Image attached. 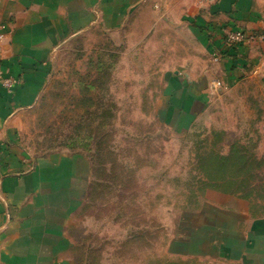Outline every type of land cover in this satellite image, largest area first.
Segmentation results:
<instances>
[{"label": "rangeland", "instance_id": "374dc122", "mask_svg": "<svg viewBox=\"0 0 264 264\" xmlns=\"http://www.w3.org/2000/svg\"><path fill=\"white\" fill-rule=\"evenodd\" d=\"M178 28L67 42L18 118L29 158L76 155L89 165V192L69 232L73 264H230L185 254L201 250L186 241L201 232V208L207 215L235 197L264 216V84L248 76L216 89L193 119L165 114L168 76L201 72L207 61Z\"/></svg>", "mask_w": 264, "mask_h": 264}, {"label": "crops", "instance_id": "0c3cea01", "mask_svg": "<svg viewBox=\"0 0 264 264\" xmlns=\"http://www.w3.org/2000/svg\"><path fill=\"white\" fill-rule=\"evenodd\" d=\"M180 25L207 56L206 67L168 76L165 114L195 118L215 82L228 89L250 76L264 84V41L233 48L224 42L229 30L264 35V0H217L211 6L192 0H0V72L17 81L10 93L0 84V264H73L69 232L89 192V165L76 155L34 160L19 142L18 118L43 93L57 51L84 35L126 33L134 40L139 33L144 39L164 26L178 33ZM188 58L194 66L200 60ZM201 209V232L186 240L201 250L194 246L187 256L264 264V216L235 197L207 215Z\"/></svg>", "mask_w": 264, "mask_h": 264}, {"label": "built area", "instance_id": "2783aa9c", "mask_svg": "<svg viewBox=\"0 0 264 264\" xmlns=\"http://www.w3.org/2000/svg\"><path fill=\"white\" fill-rule=\"evenodd\" d=\"M198 5L201 6H211L217 0H192ZM2 37H0L1 39ZM256 39L260 41H264V35L257 36L250 32L242 31V30H229L225 33L224 42L225 44L230 47H238L242 46L249 41H255ZM2 61V53L0 51V62ZM0 84L1 86L7 90V92H12L17 81L13 80L12 78H5L4 74L0 72ZM221 87L220 82H215L212 86V89H219Z\"/></svg>", "mask_w": 264, "mask_h": 264}]
</instances>
